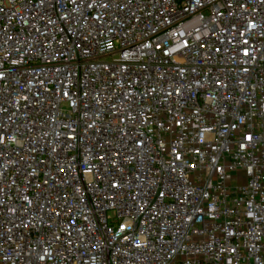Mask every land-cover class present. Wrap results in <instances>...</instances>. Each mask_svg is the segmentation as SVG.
<instances>
[{"label":"built area","instance_id":"1","mask_svg":"<svg viewBox=\"0 0 264 264\" xmlns=\"http://www.w3.org/2000/svg\"><path fill=\"white\" fill-rule=\"evenodd\" d=\"M0 264H264V0H0Z\"/></svg>","mask_w":264,"mask_h":264}]
</instances>
